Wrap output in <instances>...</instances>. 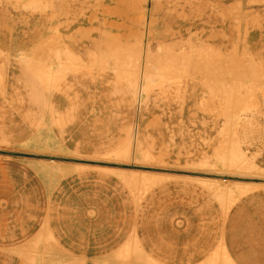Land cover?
Returning a JSON list of instances; mask_svg holds the SVG:
<instances>
[{"label":"rangeland","instance_id":"rangeland-1","mask_svg":"<svg viewBox=\"0 0 264 264\" xmlns=\"http://www.w3.org/2000/svg\"><path fill=\"white\" fill-rule=\"evenodd\" d=\"M177 1L176 5L175 0H0L10 10L43 16L40 22L45 25L39 36L42 40L23 47L29 58L20 51L0 52V157H18L29 163L45 160L44 164L52 165L56 183L67 174L82 171H101L122 182L126 176L105 168L121 167L129 171V178H138L128 183L136 191L144 188L139 177L145 172L176 174L171 178L194 172L216 174L227 179L216 177L221 180L215 181L222 186L232 184L228 187L247 179L263 182L264 173L258 168L248 173L209 162L231 131V139L237 137L248 158L258 163L264 156V142L250 136L264 121V69L256 68L250 75L249 57L243 49L244 39H248L251 56L264 63V41L256 37L264 33V0H247V18L241 21L232 8L221 10L227 32L215 25L208 30L199 28L204 23L200 10L191 0ZM160 4L162 15L172 14L179 24L165 26L161 42L152 38L154 26H163L156 24L161 18L155 19ZM83 17L86 20L80 23ZM25 26L31 27L30 19L24 20ZM145 41L154 54L162 55L154 58L149 90L138 103L134 56ZM66 47L78 57L84 54L78 51L82 47L108 57L92 61L85 56L83 67L74 56L67 60V71L74 70L62 79L69 109L52 99L51 105L56 88L36 73L39 68L51 70L56 59L53 51ZM200 47L206 55L203 61L177 60L176 55L184 50L196 53ZM10 65L12 72L14 66L19 73L23 71L13 76L18 83L11 85L2 73ZM226 102H230L231 115L238 111L235 126L229 123ZM127 144H131L130 156L119 158L117 151ZM73 163L87 166H73V171L68 166ZM42 167L46 172V166ZM136 191V196L144 193V189Z\"/></svg>","mask_w":264,"mask_h":264},{"label":"crops","instance_id":"crops-1","mask_svg":"<svg viewBox=\"0 0 264 264\" xmlns=\"http://www.w3.org/2000/svg\"><path fill=\"white\" fill-rule=\"evenodd\" d=\"M175 1L177 5L179 2ZM191 3L200 10L199 18L204 23L199 28L204 30L215 25L220 32H227L228 23L220 14L224 9L232 8L235 17L234 10L238 9L239 21L247 18L244 11L247 9V0H191ZM161 4L158 7L160 15L157 14L155 19L157 22L161 18V22L156 24L163 26H154L152 36L154 41L160 42L164 40L165 26L179 25L172 14L162 15ZM150 11L152 8H149L148 19ZM28 19L31 22L29 28L24 27V20ZM43 19V16L24 14L22 10H10L1 4L0 52L20 51L22 57L29 58L22 52L23 47L29 42L42 40L39 36L44 32L45 25L40 22ZM83 20L86 18L78 21L84 23ZM180 26L181 29L186 27H182V24ZM256 37L258 41H264V33ZM244 42V55L250 61L247 64L248 72L252 75L256 68L262 72L264 63L251 56L249 40L244 39ZM149 44L145 41L134 56L137 70L133 82L138 77L140 86L145 89L143 97L151 84V60L162 55L154 54ZM87 47L79 48L78 51L84 53L79 57L71 52V47L54 50L52 56L58 58L59 68L55 69L57 64L56 59H53L51 70H36L38 77H44L52 88H56L50 100L54 103L56 100L60 107L69 109L66 106L67 91L64 90L66 82L63 83L62 79L74 70L67 71V60L75 57L77 64L81 63L83 67L86 64L85 56L92 61L96 58L102 60L101 57L108 58L105 54L95 55V51ZM198 53L203 54L201 47L196 53L186 49L176 57L180 62H191L198 60ZM203 56L206 57L205 54ZM143 59H147L149 65L144 78L140 79L139 67ZM11 68L10 65V68L2 71L12 81L10 85L18 83L14 77L23 73L22 70L19 73L16 66L13 72ZM136 94L140 103L142 100L139 101V93ZM16 98L14 100L17 102V95ZM227 106L229 123L235 126L238 111L231 115L230 102ZM259 124L261 127L257 126L250 136L254 135L257 140L264 142V121L261 120ZM232 133L226 135L228 137L216 155L226 142L228 147L234 143L240 149L242 160L238 166L222 167L248 173L258 168L264 173V156L260 160L256 158L259 164L248 158L237 137L231 139ZM252 152L257 153L258 149ZM261 153L264 154V149H261ZM216 155L209 163L214 164ZM45 158L54 159L50 156ZM244 161L251 163L252 169L243 167ZM39 162L46 166V172L41 168V173H47L46 176L40 173V168L32 165L34 162L29 163L12 156L0 157V264H135L136 253L144 263L146 261L149 264H214L215 256L218 258L217 264H226L223 252L231 264H264V181H234L250 184L253 188L239 196L226 209L215 191L200 180H214L216 177L227 179L224 176L194 172L185 178L169 177L140 197L135 195L129 182L125 181L124 184L122 178L120 182L101 171L67 174L56 183L52 165ZM68 166H74V163ZM213 166L221 167L217 164ZM106 168L113 171L114 167Z\"/></svg>","mask_w":264,"mask_h":264},{"label":"bare ground","instance_id":"bare-ground-1","mask_svg":"<svg viewBox=\"0 0 264 264\" xmlns=\"http://www.w3.org/2000/svg\"><path fill=\"white\" fill-rule=\"evenodd\" d=\"M238 7V6H237ZM234 13H236V16L237 17H239L238 16V9H235L234 10ZM204 54V53H203ZM203 54H201V53H198V60L199 61H203L204 60V56H203ZM159 56V55H158ZM174 57V56H173ZM148 59V58H147ZM147 59H143L142 60V62L140 63V67H139V69H140V79H142V78H144V75L146 74V72L148 71V65H149V62H148V60ZM175 59V58H174ZM153 61L154 60H151V62L153 63ZM201 63V62H200ZM203 63H205V61L203 62ZM202 64V63H201ZM137 79H136V81H134V84H135V88H136V90H137V92L139 93V101H141L142 100V98H143V94H144V90L145 89H142V87L140 86V82H139V79H138V77H136ZM247 85V84H246ZM247 87V86H246ZM233 88V87H232ZM243 88H245V87H243ZM248 88V87H247ZM233 92V91H232ZM245 92V91H244ZM233 94H234V92H233ZM227 96H229L228 95V93L226 94ZM241 95V94H240ZM141 148V146H138L137 148ZM132 148H131V144H127V145H125L121 150H118L117 152L119 153L118 154V156H119V158H122V156H128L131 152H132V150H131ZM139 150V149H138ZM139 151H141V150H139ZM130 156V155H129ZM142 156V155H141ZM146 156H148L147 154H146ZM240 160H242V157H241V152H240V149H239V147L237 146V145H234V143H232L229 147H228V143L226 142V144H225V146H223L221 149H220V151H219V153L215 156V158H214V164H211V165H219V166H228V165H230V166H238V165H240L239 163H240ZM39 161H45V160H41V159H39L37 162H39ZM150 161V160H149ZM35 163L36 162H34L32 165H34V166H36V168H42V163L41 162H39L38 164L36 163V165H35ZM143 163V162H142ZM82 164V163H81ZM45 166V165H44ZM76 166V169H78V167L80 168V167H86L85 166V164H82V165H78V163L76 164V163H74V167ZM90 166V165H89ZM59 167V166H58ZM73 166L71 167V169L74 171L75 170V168H74ZM82 167V168H83ZM107 167V166H106ZM105 167V168H106ZM243 167H245V168H248V169H252V164L251 163H248V162H245L244 161V163H243ZM60 168V167H59ZM119 168H121V167H119ZM119 168H112V170L114 171V172H117L118 174H121L120 176H126L125 178H124V180L126 181V182H130V181H133V182H135L138 178H136V176L134 177V176H132L131 178H129L130 176H127L128 175V173H129V171L127 172V171H124L123 169L121 170V169H119ZM44 168H42V170H43ZM68 169H70V168H68ZM107 169V168H106ZM42 170L40 171V173L42 172ZM72 170H69L70 172L72 171ZM62 171H64V170H62ZM161 171V170H160ZM60 172V171H59ZM44 174H45V172H43ZM42 173V174H43ZM61 173V175H62V172H60ZM164 172H161V173H147L146 174V172L144 173V174H140V173H137V174H140V176L141 177H139V179H140V181H141V183L143 184V186H144V188L143 187H138V188H140V189H138L137 188V191L136 190H134V192L136 191V193L138 192V190H139V193H140V191L142 190L143 191V189H144V191L143 192H145V190L147 191L148 189H150V188H152L154 185H156V184H158L159 182H161V181H164V180H166V179H168V177H172V176H174V175H169V174H163ZM170 174H172V173H170ZM46 175H47V173H46ZM45 175V176H46ZM58 176H60V175H58ZM122 176V177H123ZM56 179V178H55ZM54 179V180H55ZM58 179V178H57ZM198 179H200V178H198ZM209 179H211V178H209ZM213 179V178H212ZM200 180H202V182L204 181V183H206L210 188H212L214 191H215V193L219 196V198L221 199V201L224 203V206L226 207V209H227V207H229L232 203H234V201L239 197V196H241L242 194H244L245 192H247L248 190H250L251 188H253V186L252 185H250V184H246V183H237V182H233V186L232 187H228V186H231L232 184H230V185H227V186H222V184H220L219 182H216V181H219V179L218 180H216V178L214 179V180H208V178H202V179H200ZM216 180V181H215ZM221 180V179H220ZM131 183V182H130ZM140 183V184H141ZM132 185V184H131ZM130 185V186H131ZM134 185H136V184H134ZM138 185H139V183H138ZM134 186L132 185L131 186V188H133ZM136 188V187H135ZM141 194H142V192H141ZM138 196V195H137ZM141 197V196H140ZM138 200V199H137ZM140 201V200H139ZM142 252V251H141ZM143 255V254H142ZM139 254H137L136 253V255L134 256V258H135V264H149V263H146V261H145V263L143 262V260L142 259H140L139 257ZM223 256H224V260H225V263L226 264H231L230 263V261H229V257L228 256H226V254H225V252H223ZM144 259V258H143ZM215 263L214 264H217V262H218V258H217V256H215ZM213 262V261H212ZM150 264H154V263H150Z\"/></svg>","mask_w":264,"mask_h":264},{"label":"water","instance_id":"water-1","mask_svg":"<svg viewBox=\"0 0 264 264\" xmlns=\"http://www.w3.org/2000/svg\"><path fill=\"white\" fill-rule=\"evenodd\" d=\"M38 157H45V156H38Z\"/></svg>","mask_w":264,"mask_h":264}]
</instances>
